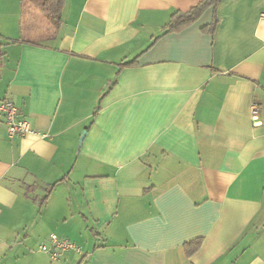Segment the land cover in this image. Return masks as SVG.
<instances>
[{
	"label": "crops",
	"instance_id": "0c3cea01",
	"mask_svg": "<svg viewBox=\"0 0 264 264\" xmlns=\"http://www.w3.org/2000/svg\"><path fill=\"white\" fill-rule=\"evenodd\" d=\"M201 1L65 0L58 27L29 4L25 39L0 0V101L34 129L0 115V264H264V0L164 32Z\"/></svg>",
	"mask_w": 264,
	"mask_h": 264
},
{
	"label": "trees",
	"instance_id": "16d2710c",
	"mask_svg": "<svg viewBox=\"0 0 264 264\" xmlns=\"http://www.w3.org/2000/svg\"><path fill=\"white\" fill-rule=\"evenodd\" d=\"M26 1L29 4L33 5L39 11H41L48 20L54 26H60L63 21V9L65 6V0H22ZM221 0H203L198 5L194 6L188 12H175L170 20V22L165 27V33L168 32H179L186 27L195 23L203 13L209 8L213 7L214 11L216 12L217 6ZM217 25V17L214 14V19L210 25L205 26L203 28L204 31L212 32ZM0 38L2 35L0 34ZM18 41V40H15ZM1 48V44H0ZM136 64V61H131L125 64H122L121 67H128ZM57 183H54L46 188L44 196L40 199L41 205L45 204L49 199L54 187ZM203 240L196 239L192 242H189L184 245L185 250L188 255H192L197 250H199L202 246Z\"/></svg>",
	"mask_w": 264,
	"mask_h": 264
},
{
	"label": "built area",
	"instance_id": "2783aa9c",
	"mask_svg": "<svg viewBox=\"0 0 264 264\" xmlns=\"http://www.w3.org/2000/svg\"><path fill=\"white\" fill-rule=\"evenodd\" d=\"M0 115L4 118L10 137L25 136L34 132L31 122L21 114L19 107L13 101L9 99L0 101ZM39 250L48 254L52 260H57L64 252L80 251V247L71 240L51 234L49 240L39 246Z\"/></svg>",
	"mask_w": 264,
	"mask_h": 264
},
{
	"label": "rangeland",
	"instance_id": "374dc122",
	"mask_svg": "<svg viewBox=\"0 0 264 264\" xmlns=\"http://www.w3.org/2000/svg\"><path fill=\"white\" fill-rule=\"evenodd\" d=\"M24 6H23V18H22V29H23V33L25 35V39H35V38H39V36H37V33L33 31L34 26L29 25V22L27 20V15H28V9L30 8V5L28 2L24 1ZM35 28L39 29L38 26H36Z\"/></svg>",
	"mask_w": 264,
	"mask_h": 264
},
{
	"label": "water",
	"instance_id": "95a60500",
	"mask_svg": "<svg viewBox=\"0 0 264 264\" xmlns=\"http://www.w3.org/2000/svg\"><path fill=\"white\" fill-rule=\"evenodd\" d=\"M84 136H85V132H83V134H82V136H81V139H80L79 145H81V144H82V142H83V139H84Z\"/></svg>",
	"mask_w": 264,
	"mask_h": 264
}]
</instances>
